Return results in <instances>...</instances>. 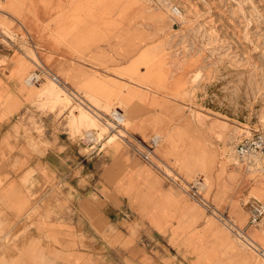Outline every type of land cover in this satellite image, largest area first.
<instances>
[{"label":"rangeland","instance_id":"rangeland-1","mask_svg":"<svg viewBox=\"0 0 264 264\" xmlns=\"http://www.w3.org/2000/svg\"><path fill=\"white\" fill-rule=\"evenodd\" d=\"M5 4L0 0V62L7 54L28 58L35 65H29L26 75L34 73L41 67L33 50L37 47L42 60L44 52L52 56L45 62L47 69L67 81L68 89L58 90L51 75L41 74L33 84L43 81L41 87L59 91L51 108L36 87L21 82L20 107L6 121L22 150L42 154L59 141L71 144L75 157L70 158L88 164L90 170L97 160L98 188L115 195V205L128 211L123 226L131 241L138 236L140 221L156 226L160 221L153 217H157L163 221V230L167 227L174 235L195 231L218 259L223 254L237 259L238 254L246 264H264L257 252L188 192L202 178L196 186L199 196L235 218L231 204L236 200L243 205L254 197L264 203V168L252 170L242 162L235 171L226 169L238 139L264 128V0H63L60 7H66L56 14L52 10L50 21L40 19L37 29H42L44 40L52 26L68 34V25L74 29L92 22L94 27L79 35L88 48L83 57L63 44H56L52 51L38 42L28 15L13 17L8 10L19 13V8ZM39 7L44 10L45 6ZM143 47L148 49V69L140 66L124 87L127 91L118 89L119 97L108 105L104 106V93L91 91L88 81L78 79L89 73L103 81L114 77L120 83L116 71L127 60H136ZM115 108L124 117L117 131L109 129L108 119ZM138 122L142 126L135 125ZM88 132L94 139L87 137ZM152 138L159 141L151 157L154 164L135 155L129 144L148 143ZM6 168L2 166L5 173ZM19 170L20 181L14 188H10L12 182L0 181V255L29 248L13 245L16 241H52L59 246L60 239L51 234L50 203L35 199L34 171L21 164ZM43 176L48 187H56L53 174ZM243 177L251 182L238 187ZM247 218L248 212L244 220L237 218L241 227ZM210 219L214 223L207 232L205 224ZM263 219L256 230H263Z\"/></svg>","mask_w":264,"mask_h":264},{"label":"crops","instance_id":"crops-1","mask_svg":"<svg viewBox=\"0 0 264 264\" xmlns=\"http://www.w3.org/2000/svg\"><path fill=\"white\" fill-rule=\"evenodd\" d=\"M38 1L42 4H38L37 0H2L3 3L6 2L5 7L11 8L10 6L13 5V7L19 8V13L8 10L13 17L19 16L20 18L22 14L28 15L27 21L34 29L35 38L38 42L44 43L46 47L51 49L56 44H63L68 48L70 47L79 57L86 55L88 48L81 43L79 35L85 28L94 27L92 22L89 21L87 25L85 24L82 27L77 25L74 29H71L68 25L67 27L70 29L68 34L63 30H56L52 26L51 30L47 32V36L42 40L43 36L39 33L42 29H37L39 20L50 21L54 16L52 10H55L54 14H56L63 10L66 4L64 7H60L63 0H59L55 4L51 0ZM39 5H44V10L40 9ZM70 13H73V11ZM62 26L60 25L59 29H63ZM80 30L82 31L79 33ZM73 35L77 36L73 38ZM69 39H72L71 46L69 45ZM73 40H78L77 44L74 45ZM35 48L37 47L33 49L36 58L41 67L46 70L45 62L49 61L52 56L44 52L45 59L42 60L39 51ZM38 49L44 50L43 48ZM143 50L136 60H127L125 64H122L120 70L116 71L120 73V83H116L114 77L103 81L98 79L97 75L93 76L89 73L79 75L78 79L88 81L91 91L104 93L106 95L104 106L108 105L119 97L118 89L123 88L124 92L127 91L124 87L130 85L129 78H132L134 73L139 72L140 66L148 69V49L144 48ZM98 52L101 53L102 51ZM92 53L96 54L97 51L92 50ZM124 54L126 55L125 51ZM5 57L6 59L0 62V181L12 182L10 188H14L16 183L20 181V164L34 171L32 179L35 182V199L37 201L48 200L50 203L49 224L51 234L57 236L60 241H58L59 246L52 241H16L13 245H28L29 248L20 252L0 255V264H229L233 262H235L233 264H246L245 261L239 259L238 254L235 255L237 259H233L234 256L231 254L220 255L218 259V255L211 252L210 244H207L208 241H201L195 231L190 232L188 235L181 233H175L174 235L173 230L167 227L163 230V221L157 217H153V220L160 221L156 226L152 219L151 222L154 226L146 221H140V227L137 230L138 236L134 241H131L128 230L123 226V222L127 219L123 215L128 211L123 209L122 206L117 207L115 205V195L102 193L98 188L99 175L97 174L98 169H95L97 160L92 161L93 169L90 170L88 164H80L75 161V158H70L75 157L71 144H61L59 141L54 147L47 148L42 154L33 152L30 149L22 150L21 143L15 141L11 123L6 121V117L11 118L20 107L21 98L18 90L21 82L26 86L36 87L39 96H43L46 104H49L52 108L59 99L58 90H68L66 88L67 81L57 77L59 81H56L57 84L55 85L58 90L46 89V86L41 87L40 84L44 83L43 81L40 84H33L31 80L35 77L34 74L26 75L29 65L33 62L27 60L28 58L21 59L14 54H7ZM47 72L51 74L49 69H47ZM51 79L53 78L51 77ZM78 95L76 96L80 97ZM125 99L128 100L127 97ZM132 118L135 117L132 116ZM83 124L88 128L85 121ZM135 125L142 126L139 122ZM87 137L94 139L92 132H88ZM150 140L145 144L149 145ZM158 145L159 141L154 148V152ZM131 150L144 161L133 148ZM2 166L7 167L6 173ZM76 171L79 172L75 174ZM44 172L54 175L55 188L48 187L49 184L43 176ZM5 174H7V178L4 177ZM247 182L251 181L243 177L238 181V187ZM248 185L252 186L253 184L249 183ZM94 195L97 198H94ZM99 201H104V205L101 206ZM232 204V212L239 221L244 220L245 214L248 212V207L246 211L244 206L247 205H240L237 200ZM125 216L127 217V215ZM212 217L220 222V219L216 216ZM229 217L234 219L237 225L241 227L237 218L232 215ZM213 223L211 219L206 221L205 230L207 232L211 231L210 227ZM262 224H264V219ZM242 227L245 228L247 239L264 250V228L263 230H256V226L248 225L247 222ZM248 233H251V236H247ZM256 235H259L260 239ZM40 237L43 238V236ZM81 237L84 240L81 241ZM118 238L120 241H117ZM170 238L172 241H168ZM224 245L227 248V245Z\"/></svg>","mask_w":264,"mask_h":264},{"label":"built area","instance_id":"built-area-1","mask_svg":"<svg viewBox=\"0 0 264 264\" xmlns=\"http://www.w3.org/2000/svg\"><path fill=\"white\" fill-rule=\"evenodd\" d=\"M29 39V37H28ZM41 74L51 75L54 81H59L56 75H52L48 73L45 69L41 67L37 68L34 72V76L32 80L35 82L40 81ZM113 114H109L108 119L110 120L109 129L118 130L117 128H122V119L124 118L122 112L119 109H114L112 111ZM121 120H119V119ZM158 139H151L150 144L147 145L141 141L134 143H129L131 148L139 154L144 161L154 164L151 157H154L155 152L154 148L156 147ZM242 162L246 163V168L258 169L264 168V128H259L254 130L252 133L248 135L241 136L234 147V153L232 159L227 162L226 169L229 172L237 170L239 164ZM196 184L191 185V189L188 190L189 195L192 198L198 200V202L204 207L206 211L216 216L220 219V222L239 240L247 242L248 247H254L253 244L246 239V231L244 227H239L237 223L226 215L224 212H220L216 209L212 204L207 202L201 196H199L197 187L202 182V178H197L195 180ZM197 186V187H196ZM244 205L248 206V225L256 226L259 221L264 217V203L259 199L254 197L249 200V202H245ZM257 253L264 260V250L261 248H255Z\"/></svg>","mask_w":264,"mask_h":264},{"label":"bare ground","instance_id":"bare-ground-1","mask_svg":"<svg viewBox=\"0 0 264 264\" xmlns=\"http://www.w3.org/2000/svg\"><path fill=\"white\" fill-rule=\"evenodd\" d=\"M22 29H24L23 27H22ZM24 32H26L27 33V31L24 29ZM29 37V36H28ZM6 40V39H5ZM11 44V43H10ZM34 74V73H33ZM34 76V75H33ZM47 76H49V75H47ZM51 77V76H50ZM51 80V79H50ZM33 80H31V82H32ZM54 81V80H53ZM52 80H51V82H53ZM34 82V81H33ZM56 82V81H55ZM57 83V82H56ZM70 96V95H69ZM81 106H83L82 108H86L87 110H88V108L86 107V105L83 103V104H81V103H79ZM105 126H106V124H105ZM91 138V137H90ZM256 170V169H255ZM212 216H214L213 214H212ZM251 242V241H250ZM245 243H247V242H245ZM252 243V242H251ZM253 244V243H252ZM247 245H248V243H247ZM253 246L254 247H250L252 250H254L255 252H257L256 251V249L255 248H258L257 246H255L254 244H253Z\"/></svg>","mask_w":264,"mask_h":264}]
</instances>
